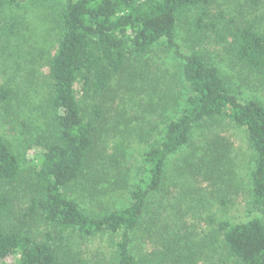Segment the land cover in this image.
<instances>
[{
  "label": "trees",
  "instance_id": "obj_1",
  "mask_svg": "<svg viewBox=\"0 0 264 264\" xmlns=\"http://www.w3.org/2000/svg\"><path fill=\"white\" fill-rule=\"evenodd\" d=\"M22 1L55 4L59 32L47 62L50 129L24 148L31 151L36 171L29 205L18 220L9 218L12 197L1 189L3 183L19 177L20 159L0 133V264H80L73 247L109 235L118 236L112 264H170L157 252L146 255L142 244H137L136 232L152 196L165 184L168 160L190 143L198 128L218 120H229L245 132L253 158L250 191L257 211L246 220L220 224L224 250L232 261L229 264H264V103L236 88L229 71H223L201 49L187 51L176 42L179 21L208 0H0V12L7 11L5 27L14 25L11 13ZM203 16L206 13L201 11L194 24V39L217 30ZM228 33L223 39L227 35L230 58L264 79V32L246 22ZM161 42L180 60V103L164 119L160 137L139 153L138 177L130 186L127 202L88 212L75 190L83 191V182L92 180L102 158L101 131L113 109L108 99H116L121 87L134 83V75L127 71L132 61L145 60ZM1 92L6 99L10 89ZM217 148L221 147L215 140L208 141L194 174L209 178L208 172H202L213 171L205 161L214 164ZM236 187L227 170V194L238 193L241 188L236 191ZM32 215L45 222L42 232L28 220Z\"/></svg>",
  "mask_w": 264,
  "mask_h": 264
},
{
  "label": "rangeland",
  "instance_id": "obj_2",
  "mask_svg": "<svg viewBox=\"0 0 264 264\" xmlns=\"http://www.w3.org/2000/svg\"><path fill=\"white\" fill-rule=\"evenodd\" d=\"M58 10L55 4L39 6L22 1L12 10L15 23L11 27H5L4 23L7 11L0 12V133L8 138L21 165L19 177L12 183H3L4 189H1L12 197L11 219L18 220L26 211L36 171L31 151L24 148L28 141L48 134L50 129L47 62L58 39ZM201 11L206 13L204 21L214 22L217 30L206 31L194 39V24ZM246 22L264 32V0H208L179 21L176 42L187 51L201 49L223 71H229L230 81L236 88L264 103V79L243 69L226 50L228 32ZM179 69L180 60L164 42L155 46L145 60L132 61L127 71L134 75V83L121 87L116 99H108L113 109L102 127L99 147L102 158L95 164L98 169L93 171L92 180L83 182V191L75 190L84 210L98 212L127 202L130 186L138 177L139 153L160 137L164 119L180 103ZM232 70L238 72L232 73ZM140 74L147 77L142 78ZM124 81L127 80L124 78ZM8 88L10 92L4 99L1 91ZM214 140L221 148H217L212 159L214 164L205 161L213 171L204 169L202 173H209V178H203L194 174L195 163L208 141ZM209 158L210 155L206 160ZM252 166V153L242 128L229 120L198 128L190 143L168 160L165 184L148 204L143 225L136 232L137 244H142L140 247L146 255L157 252L170 264L231 263L219 226L223 222L246 220L257 212L250 191ZM227 170L235 178V190L241 188L238 193L227 194ZM28 220L37 232L46 227L39 215H32ZM117 237L109 235L81 244L77 249L73 247L77 262L112 264L113 243Z\"/></svg>",
  "mask_w": 264,
  "mask_h": 264
}]
</instances>
